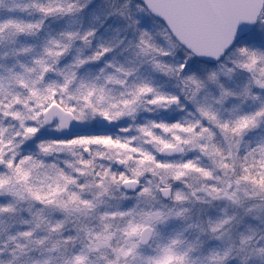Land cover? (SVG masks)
Segmentation results:
<instances>
[{"label":"snow or ice","instance_id":"6c2138e0","mask_svg":"<svg viewBox=\"0 0 264 264\" xmlns=\"http://www.w3.org/2000/svg\"><path fill=\"white\" fill-rule=\"evenodd\" d=\"M0 264H264V0H0Z\"/></svg>","mask_w":264,"mask_h":264}]
</instances>
